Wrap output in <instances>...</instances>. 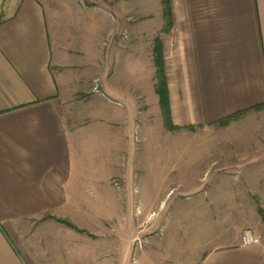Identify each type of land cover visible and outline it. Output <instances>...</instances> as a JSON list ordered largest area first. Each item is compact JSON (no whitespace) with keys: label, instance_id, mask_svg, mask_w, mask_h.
<instances>
[{"label":"crops","instance_id":"obj_1","mask_svg":"<svg viewBox=\"0 0 264 264\" xmlns=\"http://www.w3.org/2000/svg\"><path fill=\"white\" fill-rule=\"evenodd\" d=\"M161 1L154 39L173 125L209 126L263 105L264 0H169L168 31ZM48 12L44 0H0V264H99L98 237L67 219L84 206L81 132L93 123L70 102L101 88L125 127L131 66L108 62L101 81L99 52L74 15L58 35ZM106 16L91 26L114 39ZM260 236L259 245L217 248L200 264H264Z\"/></svg>","mask_w":264,"mask_h":264},{"label":"rangeland","instance_id":"obj_2","mask_svg":"<svg viewBox=\"0 0 264 264\" xmlns=\"http://www.w3.org/2000/svg\"><path fill=\"white\" fill-rule=\"evenodd\" d=\"M44 1L58 35L67 14L77 19L94 57L99 52L101 81L109 76L108 62L125 59L127 72L131 66L125 127L110 115L113 103L101 88L70 102L85 126L93 123L81 132L84 206L67 219L98 237L99 264H200L246 231L260 239L264 107L225 125L167 131L154 93L158 0ZM103 12L115 26L114 39L91 26Z\"/></svg>","mask_w":264,"mask_h":264},{"label":"trees","instance_id":"obj_3","mask_svg":"<svg viewBox=\"0 0 264 264\" xmlns=\"http://www.w3.org/2000/svg\"><path fill=\"white\" fill-rule=\"evenodd\" d=\"M162 4H163L164 16H165L166 23H167L166 29L168 31L171 28V11H170L169 0H162ZM152 61H153L154 69H155L154 71V74H155L154 91L158 97V104H159L160 114L162 117L164 128L170 132L181 130L183 128L173 125L172 120H171L170 104H169V97H168V90H167L166 75H165L164 64H163L162 50L156 39H154L152 43ZM263 107H264V104L254 107L252 110H260ZM237 115L227 117L217 122L216 124L225 125L227 122H229L232 118H234ZM184 129L193 130L194 128L186 127ZM257 212L261 215V219L264 223L263 210L260 207H257ZM58 221L71 227V225L67 223L66 221H63V220H58Z\"/></svg>","mask_w":264,"mask_h":264},{"label":"built area","instance_id":"obj_4","mask_svg":"<svg viewBox=\"0 0 264 264\" xmlns=\"http://www.w3.org/2000/svg\"><path fill=\"white\" fill-rule=\"evenodd\" d=\"M240 243L243 246L259 245V238L256 237L251 231H246L241 235Z\"/></svg>","mask_w":264,"mask_h":264}]
</instances>
